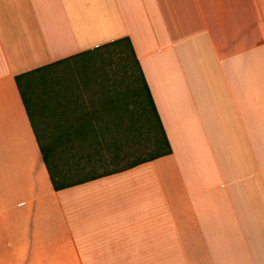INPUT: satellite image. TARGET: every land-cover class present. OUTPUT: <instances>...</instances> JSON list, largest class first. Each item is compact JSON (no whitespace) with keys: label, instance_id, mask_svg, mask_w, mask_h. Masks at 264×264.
<instances>
[{"label":"crops","instance_id":"0c3cea01","mask_svg":"<svg viewBox=\"0 0 264 264\" xmlns=\"http://www.w3.org/2000/svg\"><path fill=\"white\" fill-rule=\"evenodd\" d=\"M123 38L172 154L56 191L16 77ZM0 264H264V0H0Z\"/></svg>","mask_w":264,"mask_h":264},{"label":"trees","instance_id":"16d2710c","mask_svg":"<svg viewBox=\"0 0 264 264\" xmlns=\"http://www.w3.org/2000/svg\"><path fill=\"white\" fill-rule=\"evenodd\" d=\"M109 49H112L123 61L126 62L128 59L132 61L134 70H131V77L136 85V89L126 90L125 92L117 91L114 96H108L106 93L103 105L105 107V114H68V111L77 112L76 110H78L79 106H75V109L65 111L63 118H66L67 124L58 128L63 132L56 136L50 135L49 140H46V136L42 139L41 133L32 119L27 99H32L36 105V97L34 94L37 89L44 90L46 95L48 94V88L46 89V87L49 86V78L54 74L55 71L53 69L57 66ZM129 67V64H126V68ZM16 80L33 124L44 163L47 166L51 182L56 191L123 172L143 163L172 154L171 145L146 83L140 62L129 38L119 39L54 64L21 74L16 77ZM134 101L141 110L139 113L140 121L144 124L142 126L147 128L146 145L147 148L151 149V152L146 156L128 162L122 167H117L124 159L122 140L127 137L130 127H123L120 129L121 131L117 132L119 133L118 135L112 136L110 134L113 140H111L110 136L108 137V133H111L113 127L118 126V123L124 117L127 116L134 119V114L131 112L132 102ZM58 104L63 107V102H58ZM38 112L39 119L41 120L40 116L42 114L39 109ZM109 119H111L112 126L109 124ZM94 122L100 123V126H95ZM118 137L120 139L114 142ZM58 146H65V148H69L71 151L72 157L70 161L72 165L66 170L61 169L58 163L56 157V151L60 148ZM104 166L115 168L98 172L99 167L103 169ZM71 170H85L84 178L68 182L67 173Z\"/></svg>","mask_w":264,"mask_h":264},{"label":"rangeland","instance_id":"374dc122","mask_svg":"<svg viewBox=\"0 0 264 264\" xmlns=\"http://www.w3.org/2000/svg\"><path fill=\"white\" fill-rule=\"evenodd\" d=\"M126 64H129L130 69L126 68ZM132 69L134 70L132 61L130 59L126 62L123 61L112 49L102 50L96 54L84 56L54 68L55 75H51L49 86L46 87V89L48 88L49 96L48 94L46 95L44 90L37 89L34 94L36 105L32 99H27L32 119L40 131L42 139L46 136V140H49L50 135L56 136L63 132L58 128L65 125L63 123L66 119L63 118L65 111L72 110L75 106H79V108L85 106V85L97 86V90L105 94L107 93L108 96H114L117 91L135 90L136 85L131 77ZM87 78H94L96 82L85 83V79ZM58 102H63V107ZM37 108L42 114L40 116L41 120L39 119ZM131 112L134 114V119L127 116L124 117L118 123L119 125L113 127V131L108 133V137L110 134L115 136L119 134L117 132L121 131L120 129L123 127H130L127 137L122 140L124 159L117 167H122L128 162L146 156L151 152V149L147 148L146 145L147 128L142 126L144 124L140 121L139 115L141 110L135 101L132 102ZM94 124L95 126H100L98 122H94ZM109 124L112 126L111 119H109ZM119 139L120 137L116 138L114 142ZM111 140H113L112 137ZM58 147L60 148L56 151V157L59 166L61 169L66 170L72 165L70 161L72 157L71 151L69 148H65V146ZM114 168L104 166L102 169L99 167L98 172ZM67 175L68 182L78 180L84 178L85 170H71Z\"/></svg>","mask_w":264,"mask_h":264}]
</instances>
